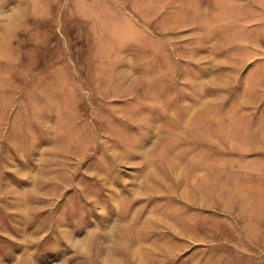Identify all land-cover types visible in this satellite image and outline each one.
Returning <instances> with one entry per match:
<instances>
[{
	"label": "rangeland",
	"instance_id": "374dc122",
	"mask_svg": "<svg viewBox=\"0 0 264 264\" xmlns=\"http://www.w3.org/2000/svg\"><path fill=\"white\" fill-rule=\"evenodd\" d=\"M106 253L264 264V0H0V264Z\"/></svg>",
	"mask_w": 264,
	"mask_h": 264
},
{
	"label": "clouds",
	"instance_id": "9594fccd",
	"mask_svg": "<svg viewBox=\"0 0 264 264\" xmlns=\"http://www.w3.org/2000/svg\"><path fill=\"white\" fill-rule=\"evenodd\" d=\"M68 243L69 247H71L74 251L78 252V254L82 257H88L89 255H91L90 248L88 246H82L79 238L75 240H70L68 241ZM98 264H109L107 253L104 256L99 257Z\"/></svg>",
	"mask_w": 264,
	"mask_h": 264
}]
</instances>
